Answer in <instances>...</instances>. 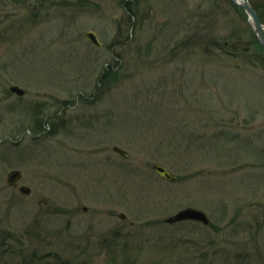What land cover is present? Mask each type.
<instances>
[{"label": "rangeland", "instance_id": "374dc122", "mask_svg": "<svg viewBox=\"0 0 264 264\" xmlns=\"http://www.w3.org/2000/svg\"><path fill=\"white\" fill-rule=\"evenodd\" d=\"M251 26L228 0H0V264H264ZM187 208L211 224L166 222Z\"/></svg>", "mask_w": 264, "mask_h": 264}, {"label": "water", "instance_id": "95a60500", "mask_svg": "<svg viewBox=\"0 0 264 264\" xmlns=\"http://www.w3.org/2000/svg\"><path fill=\"white\" fill-rule=\"evenodd\" d=\"M234 5L243 9L248 15L249 21L251 22L254 34L259 42V44L264 48V24L261 22L258 13L254 9L250 0H231ZM87 38L93 42L96 46L102 47V43L99 41L97 35L93 32L88 33ZM11 92L17 94L18 96H24L25 91L20 89L19 87L11 88ZM114 152L119 154L122 158L128 159L129 154L127 151L120 147H114ZM153 171L160 176L161 178L176 183L177 178L165 167L154 164L152 167ZM23 174L21 171H12L7 176V184L10 187H17L18 183L22 180ZM21 192L24 195H30L31 190L27 187H22ZM186 221H193L202 223L205 226H209L211 224V220L207 216V214L201 210H197L194 208H187L185 210L180 211L175 216L169 218L167 223L175 224Z\"/></svg>", "mask_w": 264, "mask_h": 264}, {"label": "trees", "instance_id": "16d2710c", "mask_svg": "<svg viewBox=\"0 0 264 264\" xmlns=\"http://www.w3.org/2000/svg\"><path fill=\"white\" fill-rule=\"evenodd\" d=\"M228 2L232 6V8L234 10H236V12H238V13L240 12L242 14H245V11L243 9H241V8L237 7L236 5H234L230 0H228ZM250 2L253 5V7L256 10V12L258 13L261 22L264 24V1H262L263 3L261 5H256L253 2V0H250ZM249 31L251 33L252 42L251 41L250 42L249 41H242L241 42V46H246V45L249 46V52L244 53V54L248 55L251 58L252 64H254V65L258 64V63L264 64V48L256 40V38L254 36V33H253V30H252L251 27H250ZM226 49H228V50L232 49V46H231L230 42H226L224 47L223 46L220 47V50L228 52ZM45 124H46L45 121L38 122L37 126H36L37 129L35 131L36 132L43 131ZM0 241H2L4 243H5V241L7 242V237H3ZM58 262H59V264H74L72 261H67V262L61 263V261L59 260ZM30 264H32V263H30Z\"/></svg>", "mask_w": 264, "mask_h": 264}, {"label": "flooded vegetation", "instance_id": "af4514ba", "mask_svg": "<svg viewBox=\"0 0 264 264\" xmlns=\"http://www.w3.org/2000/svg\"><path fill=\"white\" fill-rule=\"evenodd\" d=\"M254 36H255V34H254ZM255 38H256V36H255ZM256 40H257V38H256ZM258 41V40H257ZM259 43V42H258ZM244 52H249V48H247L246 50H244ZM228 54H232L231 52H227ZM45 122H48V120H45ZM44 203V206H46V207H48V203L47 202H43ZM82 210H83V212H87L88 211V208L87 207H83L82 208ZM123 217V216H122ZM124 218V217H123ZM125 219V218H124Z\"/></svg>", "mask_w": 264, "mask_h": 264}, {"label": "bare ground", "instance_id": "6f19581e", "mask_svg": "<svg viewBox=\"0 0 264 264\" xmlns=\"http://www.w3.org/2000/svg\"><path fill=\"white\" fill-rule=\"evenodd\" d=\"M240 1V0H239Z\"/></svg>", "mask_w": 264, "mask_h": 264}]
</instances>
